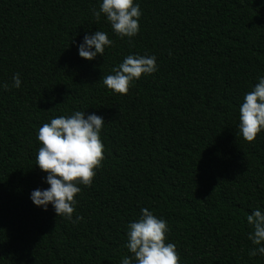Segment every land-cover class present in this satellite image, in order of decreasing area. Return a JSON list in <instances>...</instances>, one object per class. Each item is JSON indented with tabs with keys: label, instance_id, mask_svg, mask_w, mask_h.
<instances>
[{
	"label": "trees",
	"instance_id": "obj_1",
	"mask_svg": "<svg viewBox=\"0 0 264 264\" xmlns=\"http://www.w3.org/2000/svg\"><path fill=\"white\" fill-rule=\"evenodd\" d=\"M132 38L100 0H0V264H120L126 228L148 209L167 221L180 264H264L246 215L264 210V131L239 134V106L264 76V0H134ZM112 44L91 61L85 33ZM129 54L157 71L126 94L102 84ZM19 74L21 86H12ZM7 87H4V86ZM74 111L104 118V159L80 185L73 224L35 206L40 126Z\"/></svg>",
	"mask_w": 264,
	"mask_h": 264
},
{
	"label": "clouds",
	"instance_id": "obj_2",
	"mask_svg": "<svg viewBox=\"0 0 264 264\" xmlns=\"http://www.w3.org/2000/svg\"><path fill=\"white\" fill-rule=\"evenodd\" d=\"M102 14L121 38H132L140 30L142 11L134 0H100L99 10L92 9V15L98 21ZM111 44L106 32L85 33L77 45L78 55L91 61L97 55L103 56L105 48ZM156 61L155 55L129 54L102 78V84L114 93L126 94L135 80L158 70ZM12 86H21L19 74L13 75ZM104 123V118L94 112L86 115L85 111H74L67 116L53 117L39 127L36 139L41 146L35 165L46 173L44 180L49 187L30 193L35 206L47 211L50 204L56 216L73 224L81 219L79 215L73 219L77 203L74 197L81 192L80 185L91 186L104 159L101 139ZM238 129L248 142L264 131V76L244 95L239 106ZM246 222L252 229L248 239L258 246L249 256L264 255V210L253 209L246 215ZM168 232L166 220L141 208L139 218L127 225L124 246L131 255L122 257L120 264H180L175 244L166 242Z\"/></svg>",
	"mask_w": 264,
	"mask_h": 264
}]
</instances>
